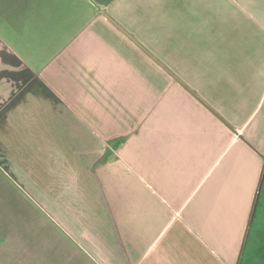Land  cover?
Wrapping results in <instances>:
<instances>
[{
  "label": "crops",
  "instance_id": "obj_1",
  "mask_svg": "<svg viewBox=\"0 0 264 264\" xmlns=\"http://www.w3.org/2000/svg\"><path fill=\"white\" fill-rule=\"evenodd\" d=\"M261 3L264 0H0V45L12 60L9 80L0 82L1 134L6 130L11 136H44L48 142L39 148L51 146L48 155L36 151L26 160L30 175L36 176V167H46L47 174L45 182L26 181L33 199L26 197L34 206L27 210L41 226L37 240L16 239L18 228L3 224L0 210V264H159L163 238L161 255L172 264H196L191 239L208 251V264H264L262 165L256 174L246 175L248 145L242 139L173 77L165 94L148 80L146 65L142 70L140 61H131V56L147 55L132 38L159 55L145 42L158 39L153 34L159 32V7L175 9L168 13L176 14L173 31L187 25L186 34H193L173 39H195L201 31L206 36L199 38L212 39L213 23L224 24L226 33L229 7L251 16L252 23H263L256 13L243 10L264 8ZM169 69L241 132L196 82ZM201 71L203 84L211 88L210 69ZM148 88H159L162 94L149 100ZM139 114L145 123L159 121V127L124 131L108 126L109 120H135ZM17 119L26 124V132L17 127ZM100 134L124 137L117 150L129 175L109 181L112 189H104L105 181L93 171L99 155L90 158L101 151ZM62 152L64 164L63 159L54 164ZM41 159L43 163H36ZM85 172L92 189L89 206L84 205L83 187L77 186L83 184ZM118 183L121 190L116 192L113 185ZM159 208L172 215L165 226L171 228V237L165 228L159 230Z\"/></svg>",
  "mask_w": 264,
  "mask_h": 264
},
{
  "label": "rangeland",
  "instance_id": "obj_2",
  "mask_svg": "<svg viewBox=\"0 0 264 264\" xmlns=\"http://www.w3.org/2000/svg\"><path fill=\"white\" fill-rule=\"evenodd\" d=\"M170 10L174 11L175 9H161L159 7V32L153 34L158 39L146 40L145 42L152 50L159 53L157 58L163 61L169 68L176 69L187 80L196 82V87L206 93L207 98L213 102L216 108L223 112L230 122L237 125L240 128V133L264 153V8L243 9L246 14H251L250 11L256 13L263 23L258 24L256 21L252 23L250 21L253 20L251 16L241 15L238 9L229 7L227 8L229 23H227L226 33L223 30L224 24L213 23L211 24L212 32L209 34L213 37L212 39L199 38L200 36H206L202 33L201 29V34L197 33V38L195 39L176 40L173 39V35L184 36L193 34H186L189 31L187 25H180V30H172L173 23L177 19L174 16L176 14L169 15ZM166 20L171 23L165 22ZM219 28L222 29V33L219 32ZM220 35L225 37L217 39ZM4 48L0 45V82L2 80L5 82L9 80L11 72L9 65L12 64V60L6 52V48ZM131 61L136 65L138 64L136 62L140 61L142 70L144 65H146L148 80L154 84L157 83L158 87L167 94V90L174 80L166 71L144 54L131 56ZM204 67L210 69L209 74L212 77V79L210 78L212 80L211 88L210 84H203V72L199 71ZM217 83H220V86ZM159 88L155 90L148 88L146 96L149 100L155 96H159V93L162 94V90L160 91ZM139 116L140 118L135 120L116 119L109 120L107 123L110 128L124 131L129 128H136L135 130H138L140 127H156V125L159 127V121L154 118L145 123V118L142 117V114H139ZM15 124L17 127H20L21 132H26L27 126L26 124L22 126L24 122L21 119H17ZM1 132L2 130H0V169L6 174L4 175L3 173L2 175L0 173L2 223L7 225L14 224L18 228L14 234L16 239L29 241L31 240L29 238L33 236L37 240L36 235L41 230V226L37 225L36 221H33L34 213L27 210L34 206L30 205V200L26 197L27 194L31 198L33 197V188L26 181L27 178L34 180L37 178L38 182H45L47 179L45 175L47 174H45L46 167H36L35 169L32 168L33 172L36 170V176L30 175L28 173L29 167L27 163L29 160L27 158H30L31 153H35L36 151H43L45 155H48L51 146L39 148L48 142V138L44 136H11L8 135L11 133L6 130H3L2 134ZM106 136L100 134V153L92 152V155H89L90 158L99 155V158H96L94 162V170L93 168L92 170L105 181L106 184H102L104 189H112V184H109V181L115 183V178L122 179L124 176L129 175V173L125 170L123 162H121L122 158L124 159L123 153L117 150L123 144L124 137L107 138ZM41 139H43L42 143ZM109 146L113 148L111 153L108 150L110 149ZM246 149L247 151L244 153L245 163L243 165L244 170H246L245 174L251 176V174H256L258 169L260 170L263 158L248 146ZM55 157L54 164L60 162L61 159H63L64 164V159L66 158L65 152ZM36 163H43V159ZM68 164L69 166H73V159ZM134 167L136 168V166ZM136 169L140 172V169ZM57 175L59 177V173ZM87 175L88 173L85 172L83 184L77 185L78 187H83L85 206L91 205L90 193L92 191L90 178L88 179ZM16 185L19 187V193L15 188ZM113 186L116 188V192L121 190L119 183ZM74 206L79 205L74 204ZM171 218L172 215H169L165 209L159 208V230L163 228L167 230L165 226L171 223ZM36 220L37 223H40L38 218ZM170 229L167 230L165 235L171 237L173 236V232ZM31 242L33 243V239ZM191 242L196 249H194L196 264H208V259L207 262L204 261V257L208 256V251L200 246L201 244L199 245L198 240L194 241V239H191ZM163 244L164 238L159 241V264H172L169 257L163 258L161 255ZM194 251L191 253L193 254Z\"/></svg>",
  "mask_w": 264,
  "mask_h": 264
},
{
  "label": "water",
  "instance_id": "obj_3",
  "mask_svg": "<svg viewBox=\"0 0 264 264\" xmlns=\"http://www.w3.org/2000/svg\"><path fill=\"white\" fill-rule=\"evenodd\" d=\"M107 18L119 29H121L123 32H125L129 37V35L119 24H117L111 17L107 16ZM132 38V37H131ZM132 40L139 45L149 57H151L161 68H163L171 77H173L179 84H181L185 89H187L196 99H198L201 103H203L209 111L213 115H215L223 124H225L231 131H233L240 139H242L251 149H253L257 154H259L263 158V163L261 166L260 170V176H259V181L261 180L263 170H264V153H262L253 143H251L242 133H240L233 125H231L224 117H222L218 112H216L212 107H210L208 104H206L198 95L197 93L189 88L180 78H178L166 65H164L159 59H157L155 56H153L147 49H145L142 45H140L136 40L132 38ZM259 181L256 187L255 195L253 198V202L255 200V196L258 191V186H259ZM252 202V203H253ZM253 207V205H252Z\"/></svg>",
  "mask_w": 264,
  "mask_h": 264
}]
</instances>
